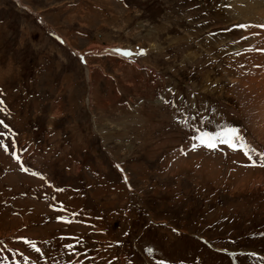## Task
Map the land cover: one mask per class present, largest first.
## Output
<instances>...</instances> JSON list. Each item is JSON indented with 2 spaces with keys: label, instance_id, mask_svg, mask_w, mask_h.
I'll list each match as a JSON object with an SVG mask.
<instances>
[{
  "label": "rangeland",
  "instance_id": "rangeland-1",
  "mask_svg": "<svg viewBox=\"0 0 264 264\" xmlns=\"http://www.w3.org/2000/svg\"><path fill=\"white\" fill-rule=\"evenodd\" d=\"M237 2L0 0V264H264V167L194 139L232 127L264 153L242 99L264 27Z\"/></svg>",
  "mask_w": 264,
  "mask_h": 264
},
{
  "label": "snow or ice",
  "instance_id": "snow-or-ice-1",
  "mask_svg": "<svg viewBox=\"0 0 264 264\" xmlns=\"http://www.w3.org/2000/svg\"><path fill=\"white\" fill-rule=\"evenodd\" d=\"M239 27H246L245 25H240ZM260 27H264V25H261ZM116 52L124 55L129 56L131 53L129 51L124 50H115ZM79 55V54H78ZM3 102L0 101V104ZM194 119V117H192ZM185 123H187V120H185ZM0 124H3L2 121H0ZM5 128H7V125H4ZM0 136H3L6 138L5 133H0ZM194 139L198 140L200 145H203L210 149H215L218 147L219 144L227 145L229 148L235 150H240L244 152V155L248 157V159L251 161V165L249 166H260L264 167V153L257 154L259 157V162L256 159H253L252 154L256 153V150L252 148L251 146L247 145V143L244 141V139L240 136L238 129L232 128V127H226L222 129L221 131H218L216 133H208V132H201L199 136L195 137ZM197 145H193V148H195ZM0 147H2L5 151H8V146L4 143L3 140H0ZM16 159L19 160L20 157L16 156ZM22 171H28L27 168H24L22 166ZM34 175H38L37 173H33ZM24 239V238H21ZM26 243H28L35 251L39 252L40 249L36 248L35 244L31 241L25 240ZM65 247L72 249L74 246L69 244L65 245ZM249 255H255V254H249ZM160 264H165V262H160Z\"/></svg>",
  "mask_w": 264,
  "mask_h": 264
},
{
  "label": "bare ground",
  "instance_id": "bare-ground-1",
  "mask_svg": "<svg viewBox=\"0 0 264 264\" xmlns=\"http://www.w3.org/2000/svg\"><path fill=\"white\" fill-rule=\"evenodd\" d=\"M234 6L236 7L237 12L239 11V13H241V12L244 13V19H248V20L252 19V20H254L256 18L257 20H260L262 25L264 24V2L262 0H248V1L246 0V2H243L241 0V2L239 4L237 2V4L235 3ZM262 32H263V36H264V28H262ZM262 41H264V39ZM261 45H262V43H261ZM95 47H97V46H95ZM258 47H259V50H260L261 46L259 45ZM258 52H260V51H258ZM261 52H262V53H260L262 55L261 57H264L263 48H262ZM262 60H263V58H262ZM114 61H116V60L114 59ZM85 66H87L86 63H85ZM251 70L253 71V69H251ZM254 70H255V68H254ZM89 73H91V72L88 71V74ZM89 79H90V75H89ZM254 79L255 78H251V79H247L246 80V82H248V84H249V88H251V90H250V92L252 93L251 96L248 97V93L246 91H242V99L247 97L246 98V102H247V108L248 109H251L253 106H255V104H261V103L264 104V77H262L260 79H256V80H254ZM236 81L237 82H241V81H238V80H236ZM242 82H243V79H242ZM252 82H254V83H252ZM91 103H92V100L89 99V104L91 105ZM251 111L254 114L255 118H257V123L258 124L263 121L264 117H258V115H255V114H257L260 111H255V110H251ZM245 115L248 116L249 113L245 112ZM170 159H172V158H170ZM185 166H186V164H185ZM187 170H189V169H187ZM243 185H244V183H243Z\"/></svg>",
  "mask_w": 264,
  "mask_h": 264
}]
</instances>
